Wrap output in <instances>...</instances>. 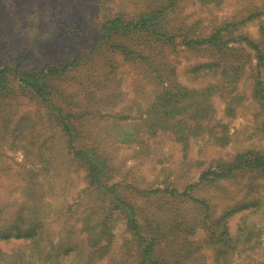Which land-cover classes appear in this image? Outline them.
<instances>
[{
    "label": "rangeland",
    "instance_id": "1",
    "mask_svg": "<svg viewBox=\"0 0 264 264\" xmlns=\"http://www.w3.org/2000/svg\"><path fill=\"white\" fill-rule=\"evenodd\" d=\"M0 264H264V0H0Z\"/></svg>",
    "mask_w": 264,
    "mask_h": 264
},
{
    "label": "trees",
    "instance_id": "2",
    "mask_svg": "<svg viewBox=\"0 0 264 264\" xmlns=\"http://www.w3.org/2000/svg\"><path fill=\"white\" fill-rule=\"evenodd\" d=\"M9 237V236H8Z\"/></svg>",
    "mask_w": 264,
    "mask_h": 264
}]
</instances>
